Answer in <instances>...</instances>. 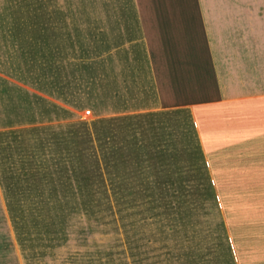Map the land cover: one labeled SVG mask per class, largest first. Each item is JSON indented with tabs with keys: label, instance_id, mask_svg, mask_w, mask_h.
Listing matches in <instances>:
<instances>
[{
	"label": "rangeland",
	"instance_id": "1",
	"mask_svg": "<svg viewBox=\"0 0 264 264\" xmlns=\"http://www.w3.org/2000/svg\"><path fill=\"white\" fill-rule=\"evenodd\" d=\"M214 33L264 36V0H0V264L264 259L262 144L204 151L181 81Z\"/></svg>",
	"mask_w": 264,
	"mask_h": 264
},
{
	"label": "crops",
	"instance_id": "2",
	"mask_svg": "<svg viewBox=\"0 0 264 264\" xmlns=\"http://www.w3.org/2000/svg\"><path fill=\"white\" fill-rule=\"evenodd\" d=\"M177 2H168L166 6H162L163 12L151 15L149 21L152 20L156 25L165 24L167 26H173L175 21L178 23V20L185 15L184 11L188 14L191 9L185 10ZM199 8L205 23L207 21L206 12L213 10L214 7L200 3ZM231 8L236 9L235 6L230 5L225 6L224 9L220 7L219 10L228 11ZM180 11L183 13L181 14ZM187 16L192 22L194 14ZM242 16L243 18L238 21L246 25V14ZM221 17L223 18V15ZM217 33L192 36L189 43L195 44L194 50L184 56L183 69L180 68L184 73L181 81L185 89L195 92V98L199 97L197 101L189 102V106L196 120L203 150L211 153L216 148L231 149L236 146L239 139L253 138L258 145L262 144L258 148L248 150V153L253 156L249 162L253 163L254 154H264V36L259 34L255 40L254 36ZM252 40L258 44L256 48L252 45ZM172 61L174 67L176 58ZM207 64H209V70H212L214 80L212 84L217 94L212 93L211 86L208 87L211 84L205 77L207 71L204 70ZM199 66L202 68L200 69ZM196 73L197 80L194 77ZM226 75L228 79L222 81V77L226 78ZM178 77L180 80V75ZM193 82L202 86L197 88ZM203 86H206V93L209 92L207 95L201 94L205 89ZM252 166L260 170L257 162H254ZM261 170H264V167ZM257 176L259 177L258 173ZM253 178L256 179V176ZM259 183L263 186L264 180L254 183L251 173L247 180H244V184L248 187L258 186ZM245 264H264V259H248Z\"/></svg>",
	"mask_w": 264,
	"mask_h": 264
},
{
	"label": "built area",
	"instance_id": "3",
	"mask_svg": "<svg viewBox=\"0 0 264 264\" xmlns=\"http://www.w3.org/2000/svg\"><path fill=\"white\" fill-rule=\"evenodd\" d=\"M87 113H88V111H87Z\"/></svg>",
	"mask_w": 264,
	"mask_h": 264
}]
</instances>
